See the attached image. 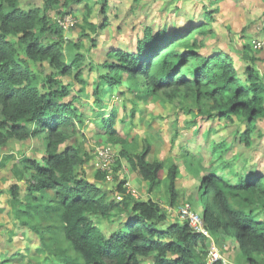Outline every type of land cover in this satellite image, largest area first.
Returning a JSON list of instances; mask_svg holds the SVG:
<instances>
[{
  "label": "trees",
  "instance_id": "obj_1",
  "mask_svg": "<svg viewBox=\"0 0 264 264\" xmlns=\"http://www.w3.org/2000/svg\"><path fill=\"white\" fill-rule=\"evenodd\" d=\"M59 3L61 0H47L46 6L53 9ZM186 22L145 29L134 51L111 49L101 66L105 72L92 82L96 97L93 109L95 105L102 107L103 97L112 95L125 78L131 89L144 92L145 97L160 90L172 89L174 93L185 88L198 101L202 97L212 99V109L221 118H246L247 127L238 136L242 143L251 146L257 122L264 118V82L252 67L246 68V77L241 79L231 55L217 51L200 54L197 33H205L204 26L200 27L204 22ZM100 27L93 25L91 29L96 32ZM49 33L63 38V30L46 13L41 14L40 9L23 10L19 0H0V145L11 138L28 139L43 134L48 137L46 154L40 160H22L33 202L19 201L17 217L37 232L41 231L38 228L49 232L50 235L41 233L44 246L63 264H142V259L151 255L156 264H195L200 259L197 246L199 242L204 244L206 237L188 222L171 223L152 199L125 201L127 217L109 234L93 221V214L111 217L113 211L123 208L110 200L102 187L75 170L82 162L76 145L63 146L68 131L78 133L76 124L82 115L74 105L79 93L72 92L70 85L63 84L58 76L73 74L85 85L89 83L82 79L81 71H74L77 57L71 65L67 64L61 41L45 42ZM20 51L24 57H20ZM29 61L48 62L54 71L34 72ZM69 96L71 99L66 100ZM108 111L110 117L105 118L98 110L104 133L123 146L120 155L151 188L158 186L164 179V163L150 161L148 141L141 152L130 153L125 147L129 144L128 133L120 132L116 126L117 109ZM183 155L193 157L186 149ZM248 170L240 171L235 182H230L215 169H205L199 173V195L206 229L212 234L230 233L247 262L258 264L257 256L264 254V219L258 218L251 206L261 201L264 208V175H252ZM179 172L174 162L168 164L166 177L171 189ZM98 177H105V173L98 172ZM123 184L119 188L124 191ZM13 194L18 199L17 186ZM55 244L57 249L50 247ZM0 264L10 263L0 260Z\"/></svg>",
  "mask_w": 264,
  "mask_h": 264
},
{
  "label": "rangeland",
  "instance_id": "obj_2",
  "mask_svg": "<svg viewBox=\"0 0 264 264\" xmlns=\"http://www.w3.org/2000/svg\"><path fill=\"white\" fill-rule=\"evenodd\" d=\"M247 1L83 0L65 3L61 0L57 8L51 9L46 6L47 0H19L21 9H40L41 14L46 13L52 23L63 30L62 39L49 33L45 42L61 41L67 64L71 65L77 57L74 71H81L82 79L89 83L85 85L73 74L58 76L63 84L70 85L72 92L79 93L74 105L82 115V120L76 124L78 133L73 135L68 131L63 146L76 145L82 162L75 170L102 187L109 199L123 208L113 211L111 217L92 215L105 234L118 228L127 217L125 201L152 199L166 212L171 223L188 222L206 237L205 243L199 242L197 246L200 259L195 264H216L217 261H221L220 264H251L230 233L216 231L212 234L206 229L204 205L199 195L202 194L199 173L213 168L230 182H235L237 173L245 168L252 175H264V118L258 120L251 136L252 144L247 146L238 136L247 127L246 118L236 115L221 118L212 109V99L202 97L198 101L195 94L185 88L174 93L172 89L160 90L145 97L144 92L131 89L125 78L112 95L103 97L102 107L95 105V109L96 97L92 94V82L105 72L101 66L109 58L111 49L134 51L145 29L172 27L173 23L180 25L187 19L204 22L200 27L204 26L205 33H197L200 54L217 51L231 55L241 79L246 77V68L252 67L264 82V10H261L264 0ZM93 25L101 27L95 32L91 29ZM24 56L20 51V57ZM29 68L44 74L54 71L48 62L29 61ZM82 88L86 91L81 92ZM108 107L117 109L116 126L120 132L128 133L129 144L125 147L130 153L141 152L144 142L148 141L150 161L164 163V179L158 186L151 188L138 170L120 155L123 146L104 133L98 110L103 117L109 118ZM47 142L48 137L43 134L28 139L11 138L0 145V260L10 264H63L44 246L41 233L48 235L49 232L44 228L35 231L16 214L19 201H32L28 172L22 160H40L46 154ZM184 149L193 157L183 155ZM170 162L180 171L174 189L170 188L171 182L166 177ZM98 172L105 173V177L99 178ZM122 182L124 191L119 188ZM14 186L18 188V199L13 194ZM251 207L258 218L264 219L261 201ZM50 247L57 249V244ZM257 262L264 264V254L257 256ZM142 264H156L155 257L143 258Z\"/></svg>",
  "mask_w": 264,
  "mask_h": 264
},
{
  "label": "crops",
  "instance_id": "obj_3",
  "mask_svg": "<svg viewBox=\"0 0 264 264\" xmlns=\"http://www.w3.org/2000/svg\"><path fill=\"white\" fill-rule=\"evenodd\" d=\"M251 1H253V2H254V0H249V1H247V2H251ZM245 4H246V5H248L247 3H245ZM261 10H262V12H263V10H264V7H263V9H261ZM187 20H188V19H187ZM187 20H186V21H187ZM183 23H184V20H183V21H181V23H180V24H181V25H183ZM235 240H236V239H235ZM236 241H237V240H236ZM237 243H238V242H237Z\"/></svg>",
  "mask_w": 264,
  "mask_h": 264
},
{
  "label": "built area",
  "instance_id": "obj_4",
  "mask_svg": "<svg viewBox=\"0 0 264 264\" xmlns=\"http://www.w3.org/2000/svg\"><path fill=\"white\" fill-rule=\"evenodd\" d=\"M200 230H202V229H200ZM194 231L197 232V230H194ZM203 233H205V232H203ZM198 234H202V233H199V232H198ZM214 255H216V257H217V254L214 253ZM216 257H215V258H216Z\"/></svg>",
  "mask_w": 264,
  "mask_h": 264
}]
</instances>
